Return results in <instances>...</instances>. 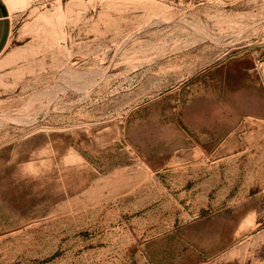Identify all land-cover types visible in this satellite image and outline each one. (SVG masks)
I'll list each match as a JSON object with an SVG mask.
<instances>
[{
	"label": "rangeland",
	"instance_id": "1",
	"mask_svg": "<svg viewBox=\"0 0 264 264\" xmlns=\"http://www.w3.org/2000/svg\"><path fill=\"white\" fill-rule=\"evenodd\" d=\"M5 1L0 264H264V0Z\"/></svg>",
	"mask_w": 264,
	"mask_h": 264
},
{
	"label": "crops",
	"instance_id": "2",
	"mask_svg": "<svg viewBox=\"0 0 264 264\" xmlns=\"http://www.w3.org/2000/svg\"><path fill=\"white\" fill-rule=\"evenodd\" d=\"M10 31H11V21H10V11L9 7L5 0H0V54L5 50L10 37ZM247 87H245V82H242V85H244L245 89H248L249 91V97H252L251 93L254 95L256 90H258L257 86V79L253 77H249L248 81H246ZM253 90V92H252ZM255 98H253L254 100ZM242 111V110H241ZM238 113L231 114L229 117H232L233 119L236 118ZM240 117H246L247 116H253L252 113L245 112V114L240 113ZM229 118V119H232ZM222 121H225V119H222ZM188 128V127H187ZM15 156V155H14ZM15 160L10 163V166L8 165V178L6 180V183L4 185L2 184V195H0V225H2L5 221H7L8 218L16 219L18 216H24V205H25V191L27 189L26 184V177L31 174V170L34 168V163L32 160ZM26 169V172L21 171L22 169ZM67 170V169H66ZM65 174L70 175L71 173L75 172V167L73 166L72 169H68V171H63ZM76 172H78L79 175V167H76ZM22 178L24 179V185L17 186L16 182L22 181ZM16 185H15V184ZM19 184H21L19 182ZM13 186H16L15 188L19 189V197L13 198L12 196V190ZM6 191H5V189ZM18 206V207H16ZM14 209V213H13ZM18 219V218H17ZM25 219V218H23ZM19 224V223H18ZM17 224V225H18ZM13 226H10L9 228H12Z\"/></svg>",
	"mask_w": 264,
	"mask_h": 264
}]
</instances>
